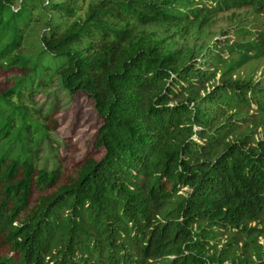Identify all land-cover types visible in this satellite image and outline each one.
Instances as JSON below:
<instances>
[{"label":"trees","instance_id":"16d2710c","mask_svg":"<svg viewBox=\"0 0 264 264\" xmlns=\"http://www.w3.org/2000/svg\"><path fill=\"white\" fill-rule=\"evenodd\" d=\"M78 5L0 0V264H264V30L197 36L264 0Z\"/></svg>","mask_w":264,"mask_h":264},{"label":"rangeland","instance_id":"374dc122","mask_svg":"<svg viewBox=\"0 0 264 264\" xmlns=\"http://www.w3.org/2000/svg\"><path fill=\"white\" fill-rule=\"evenodd\" d=\"M51 1V0H50ZM53 1V0H52ZM95 3L97 0H79L80 9L78 10L79 15H83L90 3ZM241 25L247 26L249 29L253 31H258L260 33L264 30V15L258 14L252 9H242L236 11H230L224 14H219L215 17L214 21L210 26H207L201 29L200 33L197 35L200 39H204L210 41L213 37L220 34L221 31H225L229 29L232 25H235L239 21ZM214 37V38H215ZM251 41L257 43L256 47L260 49V51L264 52V41L258 37H252ZM168 43L174 44V47L184 46L186 47L187 43L180 38H174L172 40L168 39ZM242 76L245 78L252 77L253 79H258L264 76V53L260 55L254 62L248 64L244 70H242ZM36 99V103L38 106L49 110L51 107L62 106L64 109L67 108L68 99L63 92H61L57 87H54L51 91L41 93ZM88 107H84V112H87ZM71 119L69 120V122ZM69 122L62 128L66 129L69 127ZM93 121L90 120L89 112L87 115L83 116L80 122V128H78L76 133V138L74 139V143H79L80 147L85 145L87 139L90 138L94 133V128H92ZM61 129V130H62ZM55 145L61 144L58 138L55 139ZM84 152V151H83ZM261 242L264 244V239H261Z\"/></svg>","mask_w":264,"mask_h":264}]
</instances>
